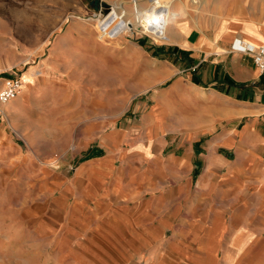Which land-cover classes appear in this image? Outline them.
<instances>
[{"label": "crops", "instance_id": "0c3cea01", "mask_svg": "<svg viewBox=\"0 0 264 264\" xmlns=\"http://www.w3.org/2000/svg\"><path fill=\"white\" fill-rule=\"evenodd\" d=\"M250 18L207 25L208 37L192 30L183 44L92 37L87 55V41L67 33L28 65L22 93L0 103V155L66 160L35 171L59 191L68 234L57 250L68 256L56 264L264 256V75L233 47L264 39ZM167 234L174 241L161 245Z\"/></svg>", "mask_w": 264, "mask_h": 264}, {"label": "rangeland", "instance_id": "374dc122", "mask_svg": "<svg viewBox=\"0 0 264 264\" xmlns=\"http://www.w3.org/2000/svg\"><path fill=\"white\" fill-rule=\"evenodd\" d=\"M91 1L0 0V86L12 77H22L28 65L45 61L51 47L67 33L71 35L64 39L87 41L86 46L90 52H85L86 55L92 54L91 48L95 40L102 44H111L113 40L106 41L99 38L100 21L98 23L93 20L94 11ZM141 1L145 3L147 9L153 7L148 5L150 4L148 0ZM263 1L259 0V5H251L250 0H162V8L157 10L153 7V9L158 12L161 9L179 7L181 20L176 28L177 35L181 33L185 36L190 31L198 29L208 37L207 25L209 27L219 23L226 25L232 22L240 23L241 21H232V18L239 19L246 16L249 20L253 16V20L261 24L260 30L264 33ZM102 2L111 6L124 0H111L109 3L102 0ZM244 22L246 23L247 20ZM87 34L90 36L88 37ZM92 37L97 39L93 41ZM120 37L137 42L147 39L157 45L171 44L167 40H158L157 37L155 40L147 35L137 38L132 34H125ZM245 39L253 47L264 44V39L261 37ZM107 47L110 48L109 45ZM68 50L72 55H77L76 46L73 49L69 47ZM2 121L0 115V128ZM3 141L0 138V142ZM0 146L2 147L1 144ZM64 161L66 160L59 158L12 163L10 159H3L0 155V264H56L58 261L65 263L67 260L68 253L62 256L57 250L61 236L65 238V234H68L63 232L64 226L59 224L60 219L57 214L59 212L53 208L55 195H58L59 191L53 189V178H43L35 172L38 169H64L67 167ZM42 191H46V195L40 201L39 194ZM57 228L59 231L56 230ZM174 239L173 234H167L162 238L161 245H168ZM186 262V260L182 261L183 264H187ZM255 263L264 264V256H256ZM205 264H221V258L209 259Z\"/></svg>", "mask_w": 264, "mask_h": 264}, {"label": "built area", "instance_id": "2783aa9c", "mask_svg": "<svg viewBox=\"0 0 264 264\" xmlns=\"http://www.w3.org/2000/svg\"><path fill=\"white\" fill-rule=\"evenodd\" d=\"M150 5L155 7L157 10H160L162 0H148ZM124 4H126V8H131L135 13H138V10L140 8V2L141 0H124ZM122 3L119 2L118 4H111L110 8L105 9L103 8L99 12H94L93 14V20L101 21V31L102 38H104L106 41H112L120 38V36H123L125 34H132L133 36L139 38L142 36H151L153 39L156 40V36L153 34H150L149 32H141L140 30L130 29L128 26L124 28L125 26V12L127 10H123L118 17L115 11H120ZM128 25H132L131 21H129ZM122 28H124L122 30ZM126 30L125 32H123ZM141 32V33H140ZM101 35V34H100ZM119 36V37H118ZM234 49L236 51L242 52L244 54H248L252 56L255 66L259 69L262 75H264V45L259 47H253L249 44H242L241 47H235V44L233 45ZM23 89V82L21 77L16 76L12 77V79H8L5 81L4 87L0 89V103H7L9 101H12V99H15L22 91Z\"/></svg>", "mask_w": 264, "mask_h": 264}, {"label": "bare ground", "instance_id": "6f19581e", "mask_svg": "<svg viewBox=\"0 0 264 264\" xmlns=\"http://www.w3.org/2000/svg\"><path fill=\"white\" fill-rule=\"evenodd\" d=\"M121 3L123 4V5L121 4L122 5L120 8L121 10L115 11V13L119 17L123 10H127V12H125V16H126L125 23L126 24H125L124 28H126L128 26V28H130V29H135V30H138V29L141 30L142 29V30L148 31L150 34H153L154 36H156L158 38V40H167L171 44H183L184 36H182L181 33L179 35H177V33H176V28L178 27L179 22L181 20L180 19L181 14L179 12L178 6H176L174 8L172 7L171 9H161V11L157 12L156 9L155 10L153 9V7L147 9L146 8L147 6L144 5L145 3H143V1H141L138 13H135L132 9L126 8V4H124L125 2H121ZM148 5H150V4H148ZM129 21H131V23H132V25H130V26L128 25V23H130ZM100 23H101V21H100ZM100 23L98 26L99 27V38L102 40H105L104 38H102V34H103L102 32L103 31H101V24ZM124 28H122V30ZM128 28H126V29H128ZM125 31L126 30H124L123 32H125ZM242 44L247 45L248 42L247 41H240L238 43V46L241 47Z\"/></svg>", "mask_w": 264, "mask_h": 264}, {"label": "water", "instance_id": "95a60500", "mask_svg": "<svg viewBox=\"0 0 264 264\" xmlns=\"http://www.w3.org/2000/svg\"><path fill=\"white\" fill-rule=\"evenodd\" d=\"M90 4H91L94 12H99L103 8H105V9L110 8V6L105 4L104 2H102V0H92Z\"/></svg>", "mask_w": 264, "mask_h": 264}]
</instances>
